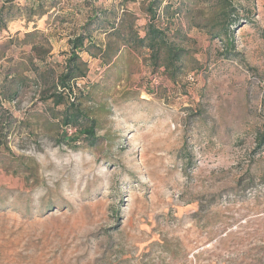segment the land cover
Instances as JSON below:
<instances>
[{
    "label": "rangeland",
    "instance_id": "374dc122",
    "mask_svg": "<svg viewBox=\"0 0 264 264\" xmlns=\"http://www.w3.org/2000/svg\"><path fill=\"white\" fill-rule=\"evenodd\" d=\"M0 2V264H264V0H164L174 80L124 42L146 0ZM66 102L94 144L61 142Z\"/></svg>",
    "mask_w": 264,
    "mask_h": 264
},
{
    "label": "trees",
    "instance_id": "16d2710c",
    "mask_svg": "<svg viewBox=\"0 0 264 264\" xmlns=\"http://www.w3.org/2000/svg\"><path fill=\"white\" fill-rule=\"evenodd\" d=\"M146 1L147 5L145 8V12L149 16V21L145 25L144 36L140 37L130 30L128 36H124L126 37L124 38V42L133 48H146L149 51L150 59L155 68H163L164 74L170 80H174L181 71L182 61L186 55V51L179 44H177V42L173 41V39L176 38V34L175 31H172L169 28V25L159 27L156 24V20L158 19V12L164 0ZM175 3L178 2L175 1ZM175 3L167 2L162 7L163 12L166 15L169 13V10H174V12L169 13V17H166L167 20L171 16L176 15V9H174ZM222 14L225 16L224 11H222ZM96 17L97 15L95 14V18ZM91 21V18L87 20L86 24H84L83 26L82 31L74 37L68 39L67 43L70 48L68 56L65 60V68L64 71L57 77V87H60L63 92L67 91V93L69 94V98H71V96L73 95L74 100L77 97L75 92L73 91V89H76L75 81L85 76L86 66L85 63L81 61L79 53L86 51L84 42L89 37V35L86 34L84 29L88 27L89 22ZM5 28L6 26L4 27L2 25L0 29L3 30ZM230 45L232 47V44ZM100 58L104 62H107L111 57L108 56L106 50H103L101 51ZM62 101L63 98L58 94L55 103L59 105L62 103ZM63 113L64 115L62 117V123L64 125V131L60 136V140L67 146V148L75 149L76 144L79 141H86L89 144H94L97 141L94 123L91 119H89L87 113L84 110L76 108L73 104L68 102L67 107ZM81 120L87 122V125L79 124L78 122H80ZM259 145H264V140L259 142L258 146Z\"/></svg>",
    "mask_w": 264,
    "mask_h": 264
},
{
    "label": "crops",
    "instance_id": "0c3cea01",
    "mask_svg": "<svg viewBox=\"0 0 264 264\" xmlns=\"http://www.w3.org/2000/svg\"><path fill=\"white\" fill-rule=\"evenodd\" d=\"M14 4V5H16V6H18L17 4H15L14 2H11V4ZM9 4V3H8ZM2 3L0 2V9L2 8ZM14 22H16V21H10L9 23H8V25L10 26L11 24H13ZM11 26H13V25H11ZM9 30V27L7 28V30H5L4 31V29L2 30V31H0V36H1V33H3V34H6L7 33V31Z\"/></svg>",
    "mask_w": 264,
    "mask_h": 264
}]
</instances>
